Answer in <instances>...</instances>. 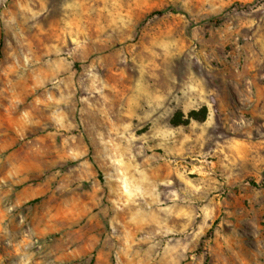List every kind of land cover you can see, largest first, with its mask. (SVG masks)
I'll return each mask as SVG.
<instances>
[{
  "label": "rangeland",
  "instance_id": "374dc122",
  "mask_svg": "<svg viewBox=\"0 0 264 264\" xmlns=\"http://www.w3.org/2000/svg\"><path fill=\"white\" fill-rule=\"evenodd\" d=\"M257 202L264 0H0V264H248Z\"/></svg>",
  "mask_w": 264,
  "mask_h": 264
},
{
  "label": "clouds",
  "instance_id": "9594fccd",
  "mask_svg": "<svg viewBox=\"0 0 264 264\" xmlns=\"http://www.w3.org/2000/svg\"><path fill=\"white\" fill-rule=\"evenodd\" d=\"M243 223L248 225V234L252 236L255 248V252L247 253V262L248 264H257V255L264 256V202H257L253 205ZM225 247L227 251H221L219 256L222 264H246L245 259L236 248L227 242Z\"/></svg>",
  "mask_w": 264,
  "mask_h": 264
},
{
  "label": "trees",
  "instance_id": "16d2710c",
  "mask_svg": "<svg viewBox=\"0 0 264 264\" xmlns=\"http://www.w3.org/2000/svg\"><path fill=\"white\" fill-rule=\"evenodd\" d=\"M203 111H205V108H203ZM196 113L197 112H195V111L191 112V117H196V116H194V115H196Z\"/></svg>",
  "mask_w": 264,
  "mask_h": 264
}]
</instances>
